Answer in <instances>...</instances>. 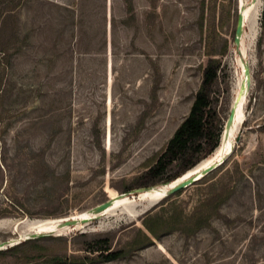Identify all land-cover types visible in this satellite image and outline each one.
<instances>
[{
    "label": "rangeland",
    "instance_id": "obj_1",
    "mask_svg": "<svg viewBox=\"0 0 264 264\" xmlns=\"http://www.w3.org/2000/svg\"><path fill=\"white\" fill-rule=\"evenodd\" d=\"M244 2L252 22L239 53L240 0H0V251L31 241L0 254V264H69L96 256L88 241L106 237L117 249L143 228L144 214L118 209L64 234L25 239L21 226L89 211L138 184L186 117L207 51L224 44L213 87L224 124L245 65L251 79L240 138L173 199L189 212L229 186L219 208L229 222L213 217L189 238L173 231L126 257L83 264H264V0Z\"/></svg>",
    "mask_w": 264,
    "mask_h": 264
},
{
    "label": "trees",
    "instance_id": "obj_2",
    "mask_svg": "<svg viewBox=\"0 0 264 264\" xmlns=\"http://www.w3.org/2000/svg\"><path fill=\"white\" fill-rule=\"evenodd\" d=\"M225 52L226 44L219 53L207 51L208 60L203 68L201 82L186 117L175 129L165 146L152 158V164L141 175L134 178V181H138L136 184L138 187L173 180L209 156L218 146L224 122L220 121L213 98V87L220 68V60L214 55H223ZM173 165L178 167L177 170L162 178L167 169ZM136 185L128 186L124 192L135 188ZM232 191L233 188L229 186H223L220 190L212 188L209 195L197 200L189 212L183 206L184 201L182 205L181 201L177 202L173 199L174 194L167 196L142 216L140 220L143 228H136L131 238L126 240L120 248L112 249L110 240L106 237L97 238L86 242L84 248L91 254L97 252L96 256L89 257L87 254L71 256L65 258L64 262L83 264L113 261L148 247L154 244V240H160L173 231H179L185 238H189L199 230L209 227L213 217H223L228 223L229 219L220 214L219 208L230 198ZM30 242H21L0 251V254L12 252ZM54 259L57 262L61 261L59 256Z\"/></svg>",
    "mask_w": 264,
    "mask_h": 264
},
{
    "label": "water",
    "instance_id": "obj_3",
    "mask_svg": "<svg viewBox=\"0 0 264 264\" xmlns=\"http://www.w3.org/2000/svg\"><path fill=\"white\" fill-rule=\"evenodd\" d=\"M244 20L245 19L243 16L242 8L240 6V8L238 10V14H237L236 26H235V30H234V36H233L234 45L236 46V48H238L239 53H241V51H239V46H240V41H241V35L243 33ZM245 75H246L245 99L247 101V95H248V92L250 89L251 79H250L249 70H248L246 65H245ZM243 105H244V102H243V104L240 103V99H238L237 102L231 104L229 111H228V115H227L225 124H224V130L230 131V129L234 125L237 108H238V106L240 108H242ZM244 107H245V105H244ZM238 131L235 134V142H238L239 138H240ZM230 153H231V150H229L227 152V154L218 158L212 164H210L204 168L198 169L197 172H195L191 176H186V177L180 178V180H177L178 178L176 177L173 180L163 182V185H167L168 188L166 190H164L160 196H157V197L151 196L149 198L141 196V192H143V190H146V189L152 188V187H146V188L137 189V190H129V191H126L123 193L116 194L114 198L109 196V198L107 200H105L104 202L96 205L95 207H93L89 211H87L89 214L88 217L81 218L78 220L74 219V218H71V219L67 218L66 220L61 222L60 226L61 227H63V226L74 227L78 224L86 225L91 220L96 218L100 213H102L105 209L112 206L117 198H121L123 196L130 197V199H129V201L121 204V206H119L118 210H121L125 214L129 213L130 217L142 216L143 214H145L148 210H150L154 205H156L163 198L170 196V195H173L176 192H179L180 190H182V189H184L190 185L195 184L202 177H204L205 175H207L208 173H210L211 171H213L214 169H216L217 167L222 165L224 160L230 155ZM35 220H41V219H35ZM42 235H44V233H40V234L39 233H31L30 237H27L25 239H30V238H34L36 236H42Z\"/></svg>",
    "mask_w": 264,
    "mask_h": 264
},
{
    "label": "bare ground",
    "instance_id": "obj_4",
    "mask_svg": "<svg viewBox=\"0 0 264 264\" xmlns=\"http://www.w3.org/2000/svg\"><path fill=\"white\" fill-rule=\"evenodd\" d=\"M240 6L242 8L243 16L245 19L243 25H244V27H250L251 22H252V19H251L252 17H250V14H249V7L244 2V0H240ZM243 34L245 35L244 32H243ZM240 44L241 45L244 44L243 37L241 38ZM245 87H246V85H245ZM245 87H244V90L241 93V95L237 96V98L235 99V102H237L238 99H240V103H242V104H243V102H245V92H246ZM245 119H246V112L244 111V106H242V108H240L238 106L233 127L230 129V131L224 130V128H223V131H222V134H221V137L219 140V144L215 148V150L209 156H207L206 158H204L200 162H198V164H196L194 167H192L191 169H189L186 172L179 175L177 177L178 178L177 180H180V178H183L186 176L193 175L195 172H197L198 169L204 168V167L212 164L218 158L227 154V152L229 150H231L230 154H232V152L234 151L235 146H236L235 134L240 129V127L242 126ZM167 188H168V186L163 185V184L158 185V186H153L152 188H148L146 190H143V192H141V196L146 197V198H149L151 196L157 197V196H160L163 193V191L166 190ZM115 195H116L115 192L110 193V197L114 198ZM129 199H130V197H127V196L117 198L112 206L105 209L99 215L112 213L113 211L119 209V206H121V204L129 201ZM126 215L129 216V213H127ZM88 216H89V214L86 211V212H79V213H75V214H72L69 216L58 217V218H46V219H42V220L25 221L22 223L21 229H22V232L24 234H27V233L64 234L65 232H68L70 230L82 229L85 225L78 224L74 227H69V226L61 227L60 226L61 222H63L67 218H69V219L74 218V219L78 220V219L85 218ZM3 225H5V223L0 222V227H2ZM84 230H85V227H84ZM22 235L23 234H21L20 236H22Z\"/></svg>",
    "mask_w": 264,
    "mask_h": 264
}]
</instances>
